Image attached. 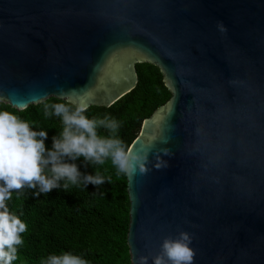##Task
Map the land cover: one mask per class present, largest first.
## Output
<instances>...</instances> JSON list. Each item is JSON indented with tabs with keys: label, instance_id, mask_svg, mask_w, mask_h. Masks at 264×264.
<instances>
[{
	"label": "water",
	"instance_id": "95a60500",
	"mask_svg": "<svg viewBox=\"0 0 264 264\" xmlns=\"http://www.w3.org/2000/svg\"><path fill=\"white\" fill-rule=\"evenodd\" d=\"M144 62L172 98L129 149L147 159L126 175L132 264L180 231L192 264H264V0H0L12 108L60 90L109 108Z\"/></svg>",
	"mask_w": 264,
	"mask_h": 264
},
{
	"label": "trees",
	"instance_id": "16d2710c",
	"mask_svg": "<svg viewBox=\"0 0 264 264\" xmlns=\"http://www.w3.org/2000/svg\"><path fill=\"white\" fill-rule=\"evenodd\" d=\"M136 71L138 84L132 92L109 108L92 106L86 112L89 117L105 114L115 117L120 122L117 135L128 149L139 136L143 122L172 98L157 66L139 63ZM59 100L50 98L25 110L0 102V111L16 114L37 130H47L45 144L50 147L51 137L62 125L58 117L44 116L43 104ZM98 134L106 136L108 132L99 128ZM75 163L82 173L99 172L105 182L96 188L92 184L86 189L54 188L39 196L33 195L37 189L24 187L14 190L6 201L9 211L26 224V231L21 233L23 243L17 246V259L12 264H40L49 254L62 251L82 255L89 264H132L128 245L131 205L126 175H118L110 161L92 165L80 157Z\"/></svg>",
	"mask_w": 264,
	"mask_h": 264
},
{
	"label": "clouds",
	"instance_id": "9594fccd",
	"mask_svg": "<svg viewBox=\"0 0 264 264\" xmlns=\"http://www.w3.org/2000/svg\"><path fill=\"white\" fill-rule=\"evenodd\" d=\"M60 100L43 104L44 116L58 117L61 130L51 137L46 147L48 131L30 126L29 122L8 111H0V264H12L17 259V246L23 243L21 233L26 224L9 211L6 201L14 190L35 188L34 196L54 188L67 191L71 186L94 188L105 182L99 172L82 173L75 161L103 165L110 161L117 174L145 171L146 157L133 154L117 135L120 122L108 114L103 117L86 115L85 105L78 103L69 92L60 90ZM62 101V102H61ZM104 128L108 135L98 134ZM168 151L165 150V154ZM166 163V162H165ZM160 167V164L156 165ZM191 236L180 231L165 237L160 251L151 257V264H192L194 249ZM148 256H136L134 264H148ZM40 264H89L82 255L70 251L49 254Z\"/></svg>",
	"mask_w": 264,
	"mask_h": 264
}]
</instances>
